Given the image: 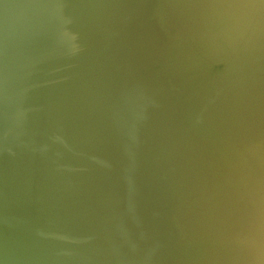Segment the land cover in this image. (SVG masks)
I'll list each match as a JSON object with an SVG mask.
<instances>
[{"label": "water", "instance_id": "95a60500", "mask_svg": "<svg viewBox=\"0 0 264 264\" xmlns=\"http://www.w3.org/2000/svg\"><path fill=\"white\" fill-rule=\"evenodd\" d=\"M0 264H264V0H0Z\"/></svg>", "mask_w": 264, "mask_h": 264}]
</instances>
